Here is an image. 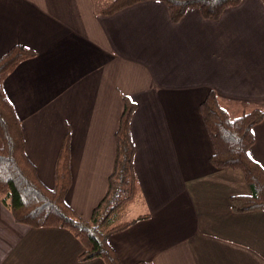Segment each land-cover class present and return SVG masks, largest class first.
Here are the masks:
<instances>
[{"label":"crops","instance_id":"1","mask_svg":"<svg viewBox=\"0 0 264 264\" xmlns=\"http://www.w3.org/2000/svg\"><path fill=\"white\" fill-rule=\"evenodd\" d=\"M98 8L0 0V58L19 44L38 53L4 89L40 180L54 188L70 130L66 202L90 221L109 192L127 96L142 195L123 218L149 217L110 237L121 263L264 264V212L231 210V197L252 192L240 172L212 165L201 114L211 91L234 117L264 109V4L244 0L218 21L190 9L178 24L159 1L113 16ZM254 137L250 156L264 168V120ZM83 251L67 230L17 224L0 201V264H105L80 262Z\"/></svg>","mask_w":264,"mask_h":264},{"label":"trees","instance_id":"2","mask_svg":"<svg viewBox=\"0 0 264 264\" xmlns=\"http://www.w3.org/2000/svg\"><path fill=\"white\" fill-rule=\"evenodd\" d=\"M150 1L163 3L171 21L178 24L190 9L199 10L206 20L218 21L226 10L238 7L244 0H111L98 13L113 16ZM260 1L264 4V0ZM37 56L35 50L19 44L0 58V201L17 224L69 231L84 248L80 262L102 260L105 264H122L110 244V237L149 217L142 215L129 222L121 221L130 205L142 195L134 166L136 150L130 134L131 119L137 107L127 96L122 97L125 108L115 135L117 152L109 192L91 220L86 221L66 202L72 185L71 131L66 134L56 161L55 186L49 189L26 154L22 121L4 89L5 81L18 66ZM201 114L214 148L212 165L218 170L240 172L252 192L231 197V210L237 214L264 212V168L250 156L255 144L254 128L264 120V109L233 117L211 91L201 105Z\"/></svg>","mask_w":264,"mask_h":264},{"label":"rangeland","instance_id":"3","mask_svg":"<svg viewBox=\"0 0 264 264\" xmlns=\"http://www.w3.org/2000/svg\"><path fill=\"white\" fill-rule=\"evenodd\" d=\"M109 4H110V0H96V5L99 6L98 11H101L103 8L107 7ZM221 105L224 108L226 107L223 103H221ZM122 218H121V221L124 222L125 219H127L128 217L125 216V218L123 219Z\"/></svg>","mask_w":264,"mask_h":264}]
</instances>
